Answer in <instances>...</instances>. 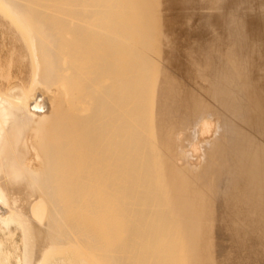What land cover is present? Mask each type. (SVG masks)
Returning a JSON list of instances; mask_svg holds the SVG:
<instances>
[{
  "label": "bare ground",
  "instance_id": "6f19581e",
  "mask_svg": "<svg viewBox=\"0 0 264 264\" xmlns=\"http://www.w3.org/2000/svg\"><path fill=\"white\" fill-rule=\"evenodd\" d=\"M177 1L253 11L205 74L169 0L0 2L32 65L0 89V264H264V0Z\"/></svg>",
  "mask_w": 264,
  "mask_h": 264
},
{
  "label": "rangeland",
  "instance_id": "374dc122",
  "mask_svg": "<svg viewBox=\"0 0 264 264\" xmlns=\"http://www.w3.org/2000/svg\"><path fill=\"white\" fill-rule=\"evenodd\" d=\"M0 2L5 3L6 1L3 2V0H1ZM177 3H179V2L177 1ZM179 4H173L172 2L170 3V0H169L168 4L163 6L164 7V13H165L166 17L169 18V21H170L169 22L170 26H169V29H167V32H168L171 39L178 38L179 42H180V46H184V48L182 49V51L179 54L185 52L186 50L192 52L194 56L199 57V58L201 57V54H202V72H204V74H205L207 72V68L205 67L206 66V64H205L206 56L208 55V56H211L212 58L219 59L220 57H222L223 52H226L225 50H228L231 48L230 47L231 43L229 42V38H228V36L223 35L224 30H222V29H225V31H227L229 28L237 26V24L240 23L239 21H241V20H235L233 17L231 18V16L236 15L237 13L240 14V12L242 14L244 12L245 13H247V12L252 13L253 11L241 9L240 5H242L243 3H239L240 5L232 6L231 8L227 9L228 10L227 16H230V18L229 19L227 18L228 20L225 21L226 23H224V25L219 26V25H214L207 18L208 16L214 14L215 12L213 13L209 10L201 9L202 4L198 5L197 9L195 7H193V5L185 6V5H182V4L179 5ZM243 5H242V8H243ZM138 12L143 13V14L148 13L147 11H144V10L138 11ZM3 14L5 15L4 17L6 18L7 14H5L0 9V29H1V31H0V35H1L0 36V41H1L0 42V71H1L0 72V83H1L0 89L3 88V90H5L6 88H9V86L10 87L15 86L14 87L15 89H13V90H16V88H17V91H19V92L21 91V93L24 92V94H26L27 90L29 89L28 93H27V94H29L31 92V89H32L31 85L29 86L30 80H31V74L30 73L32 70V65L30 66V63H31V62L29 63L30 60L27 61L28 58L24 57L25 50L23 49L24 48L23 46L21 47V45H24V43H22V41L19 39V37L16 36L15 30L10 28V26H9L11 23V22H9V20L11 21V19L7 18L8 21L6 19L5 20L2 19L1 17H3L2 16ZM203 18H205V19H203ZM213 29H214V31H213ZM213 33H214V35H213ZM263 39H264V33H263ZM214 42L216 43V46H215L216 49L213 48V46H212L214 44ZM14 43H16V44L19 43V44L17 45V47H15L16 44H14ZM19 45L22 48V50L19 47ZM200 48H202V49H200ZM20 50H21V53H20ZM160 50L164 53H168L170 51V47L168 44H164V45H162ZM15 61H16V65L18 62L17 66H15V64H14ZM26 61H27V63H26ZM179 61H181L182 63H185V60L183 58L182 59L179 58ZM164 63L167 64V60ZM20 64H21V66H20ZM8 65H9V67H8ZM26 67H28L29 69L31 68V69L29 70ZM10 68H12V69L14 68L13 69L14 71H12V69H10ZM15 68L17 71L15 70ZM21 68H22V70H21ZM24 68H25V70L23 71ZM261 69H264V66H262ZM2 70H3V72H2ZM8 70L10 73L6 72ZM25 71H27V72L30 71V72L27 73ZM167 71H168V69H167ZM17 72H18V74H17ZM174 72L172 70L169 71V73L172 76V81L175 84L183 85L187 82V76H186L185 72H178V71H174ZM7 73H9V74H7ZM23 74H24V76H27V77L24 78V76H22ZM28 74H30V75H28ZM8 75H9V78L7 77ZM21 76H22V78H21ZM178 76H180V77H178ZM23 78L26 79V81L28 83ZM209 79H210V77H207V76L204 77L205 81H203L202 87L207 88L209 86ZM2 82H3V84H2ZM6 84H8L7 87H6ZM214 121L216 122L215 124H214ZM214 121L212 120L213 123L212 122L211 123L213 125H210V129L213 127L211 129V133L210 132H209L210 134L208 133L210 136L206 137L207 135L205 134L206 136L205 135H204L205 137L203 136L205 139L210 138L214 134L213 130H215V128H217V124H218V122L216 120H214ZM180 137H184V135H182ZM195 141L198 143H196ZM188 142L189 143L191 142V144H189ZM188 142H186V145H188L190 147H189V151L187 150V153L190 155H193V158H196V154L200 151L197 154V157H199L200 156L199 154H201V149H200V147H198V146H200L199 145L200 140L197 141L196 138H193V139H189ZM192 144H193V146L197 144V147H195V150L199 149L197 151V153H195V156H194V154H191V151H190ZM23 235L24 234L21 233V236H23ZM52 264H62V263L53 262Z\"/></svg>",
  "mask_w": 264,
  "mask_h": 264
}]
</instances>
